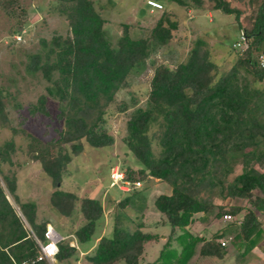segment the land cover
<instances>
[{"label": "trees", "instance_id": "1", "mask_svg": "<svg viewBox=\"0 0 264 264\" xmlns=\"http://www.w3.org/2000/svg\"><path fill=\"white\" fill-rule=\"evenodd\" d=\"M4 1L0 0L2 6ZM168 1L183 7L203 5V0ZM208 1L211 10L234 15L239 32L246 36L244 49L238 52L231 45L232 66L222 71L211 58L207 40L197 36L176 64L154 67L145 104L136 106L125 124L123 141L138 161L136 168L124 170L125 178L134 182L153 177L170 186L169 192L152 199L159 222L169 226V233L159 256L148 264H200L206 257H230L242 241L252 245L262 232L258 212H264V69L256 56L264 51V0L244 26L241 10L229 0ZM57 10L67 19L68 32L40 39L39 49L27 54L25 69L46 82L45 93L29 105V113L48 115L50 96L58 103L63 128L45 142L30 133L25 137L31 158L53 187L50 209L69 217L78 196L61 186L72 155L83 151L84 142L90 147L113 144L105 128L107 107L129 73L144 67L154 49L170 42L179 20L163 11L148 33L137 37L130 35L129 24L122 23L113 43L93 0H59ZM7 98L0 86V126L9 121ZM14 151L13 139L0 145V264H83L78 251L90 264H140L146 248L163 238L144 230L147 190L131 187L130 194L114 202L110 232L87 244L103 216L101 200L88 194L78 206L84 221L72 232L77 247L64 238L53 261L36 260L37 240H46L50 220L37 219L36 202L21 200L16 174L3 171L2 164L12 163ZM253 190L261 195L251 199ZM216 198H246L249 204L226 205ZM224 213L233 218L241 213V219L208 235L193 232L197 223H219ZM126 220L134 223L133 228ZM173 238L180 249L170 246ZM259 249L264 251V242Z\"/></svg>", "mask_w": 264, "mask_h": 264}, {"label": "rangeland", "instance_id": "2", "mask_svg": "<svg viewBox=\"0 0 264 264\" xmlns=\"http://www.w3.org/2000/svg\"><path fill=\"white\" fill-rule=\"evenodd\" d=\"M155 1L160 7L148 4V0H93L95 7L105 19L106 35L113 43L121 33L122 23L129 24L131 36H144L163 11L177 16L179 27L167 45L151 52L144 67L129 73L127 81L116 92L114 101L107 107L105 128L113 136V144L90 147L84 142L83 151L78 155H72L63 172L61 186L78 196L74 212L69 217L50 209L49 196L53 187L50 179L41 171L39 163L31 158L25 137V133H30L45 142L56 138L63 128V121L57 117L58 103L50 96H47L46 102L48 115L29 113V105L36 102L40 94L45 93L46 82L39 73H28L25 64L27 54L39 49L40 39H49L54 33L68 32L67 19L57 10L59 0H5L3 6L0 4V86L8 92L6 112L9 119L6 125L0 126V145L9 139H13L15 143V151L11 155L12 163L2 164V169L4 172L13 171L16 174L17 193L21 200L36 202L37 219L48 218L59 233L67 235L68 240H73L70 235L84 221L78 210L82 197L88 194L98 197L103 206L99 226L96 227L92 239L87 242L90 244L100 235L110 232L114 202L132 192L131 189L122 191L118 186H112L110 170L113 166H118L123 171L127 167L138 166L137 159L123 141L126 134L125 124L131 111L136 106L145 104L154 67L162 62L171 66L176 64L185 56L197 36L207 40L211 58L219 65L220 70L228 71L232 66L233 55L230 54L232 52L230 46L239 37L238 23L234 15L211 10V3L208 0H203L202 7H196L194 4L183 7L168 0ZM229 1L232 6L241 10L239 20L244 26L248 25L252 12L260 0ZM16 35H21L20 40L15 38ZM262 48L264 49V42ZM139 180L140 184L134 189H146L148 199L144 230L157 232L163 236L146 248L140 264H148L159 256L169 233V226L159 222L161 218L153 208L152 199L158 193L169 192L170 186L153 177ZM259 195L261 194L258 190H253L251 199ZM215 200L226 205L249 204L246 198ZM127 212L135 218L132 211ZM200 215L201 213H196V216ZM258 216L262 221V232L254 237L252 245L242 241L232 256L206 257L200 264H264V251L259 249V243L264 242V212H258ZM234 218L238 222L241 213L234 215ZM125 222L130 225V229L133 228V222L128 220ZM230 222L221 219L219 223L208 226L197 223L192 230L198 235H208ZM222 240L226 241L225 238ZM170 246L180 249L175 238L170 240ZM84 254L78 251V262L90 264L86 262Z\"/></svg>", "mask_w": 264, "mask_h": 264}, {"label": "built area", "instance_id": "3", "mask_svg": "<svg viewBox=\"0 0 264 264\" xmlns=\"http://www.w3.org/2000/svg\"><path fill=\"white\" fill-rule=\"evenodd\" d=\"M148 4L160 7V4L156 2L155 0H148ZM15 38L20 40L21 35H16ZM245 45H246V36L244 34V31L241 30L239 32L238 39L232 43V46L235 49L242 50L244 49ZM256 62L260 68L264 69V51H260L257 54ZM110 180H111L110 184L112 186H118V188L122 191L129 190L131 187H136L137 185L140 184V181L132 182L126 179L124 171L118 166H113L111 168ZM223 219L231 220L232 215L230 213H224ZM44 236L46 238L44 242H40L39 240H37L40 251L36 257V260L47 259L49 261H53L54 256L58 251V242L66 238V236H63L62 234H60L51 224L47 225L46 230L44 232ZM70 236L73 237V240L69 241L70 245L77 247V243H76L74 236L72 234ZM220 243L224 245L226 241L221 239ZM25 263L26 261L21 262V264H25Z\"/></svg>", "mask_w": 264, "mask_h": 264}, {"label": "crops", "instance_id": "4", "mask_svg": "<svg viewBox=\"0 0 264 264\" xmlns=\"http://www.w3.org/2000/svg\"><path fill=\"white\" fill-rule=\"evenodd\" d=\"M50 224V223H49ZM100 237V236H99ZM99 237H97V239L99 238ZM96 239V240H97ZM92 247V246H91ZM91 247H89L87 250H86V252H88V251H90L91 250ZM81 253H84V252H81Z\"/></svg>", "mask_w": 264, "mask_h": 264}]
</instances>
